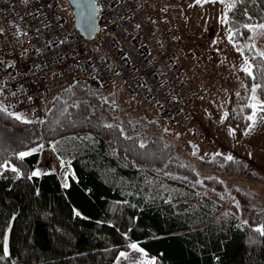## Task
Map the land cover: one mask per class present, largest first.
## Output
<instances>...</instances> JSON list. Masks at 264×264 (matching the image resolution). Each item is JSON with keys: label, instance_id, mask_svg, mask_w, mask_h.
I'll return each instance as SVG.
<instances>
[{"label": "trees", "instance_id": "obj_1", "mask_svg": "<svg viewBox=\"0 0 264 264\" xmlns=\"http://www.w3.org/2000/svg\"><path fill=\"white\" fill-rule=\"evenodd\" d=\"M224 1L231 39L250 41L243 54L255 77L242 69L241 85L223 87L225 122L242 138L257 84L264 101V57L252 43L264 30V0ZM3 109L0 103V264H114L135 241L155 264H264V198L253 188L264 176L246 160L218 155L197 165L172 140L119 114L114 94L84 80L60 89L40 122ZM33 131L47 144L64 139L57 152L75 171L67 186L56 172L33 175L40 152L20 156L39 142L21 141ZM149 173L177 189L146 197L141 181ZM200 189L227 191L241 219L231 212L220 227L213 218L220 203L208 192L196 197Z\"/></svg>", "mask_w": 264, "mask_h": 264}, {"label": "built area", "instance_id": "obj_2", "mask_svg": "<svg viewBox=\"0 0 264 264\" xmlns=\"http://www.w3.org/2000/svg\"><path fill=\"white\" fill-rule=\"evenodd\" d=\"M95 1L99 30L88 39L62 16L60 0H0V103L27 112L49 78L77 70L87 81H118L161 116L192 124L196 96L211 86L198 84L209 73L202 55L186 46L182 1ZM232 72L215 79L227 91Z\"/></svg>", "mask_w": 264, "mask_h": 264}, {"label": "rangeland", "instance_id": "obj_3", "mask_svg": "<svg viewBox=\"0 0 264 264\" xmlns=\"http://www.w3.org/2000/svg\"><path fill=\"white\" fill-rule=\"evenodd\" d=\"M181 1L180 27L190 35L186 46L189 50L201 54L205 59V63L210 66H208L211 68L210 72L215 75L214 79H208L207 84L211 86V90L196 96L193 106L194 117L192 124L189 126H184L170 120L168 117L161 116L154 103L140 102L122 83L119 82L120 84L115 87V84L103 85L96 79L87 81L78 76L79 72L77 70L51 77L49 82L46 83V90L38 99L35 107L27 112L12 111L6 108L2 104L3 102L1 103L2 106L22 119L28 121L38 120L40 122L46 117L53 98L60 89L70 86L74 82L84 80L92 88L102 90L107 94H114L118 103L119 114L129 117L128 120L133 123L139 122L145 132H157L164 138L172 140L178 148V153L191 159L195 164L198 165V162L201 161L207 163L218 155H223L226 158L231 155L246 160L264 176V110L259 107L252 108L250 116L255 112V123L250 121L245 131L247 135L245 134L242 139H238L233 128L226 124L224 119V102L227 98V91L216 81H220L223 71L232 69L234 71L229 76L233 87L232 91L242 84L240 72L248 64L243 54V48L249 45L250 41L235 42L229 39L231 30L228 25L224 0L223 2L216 0L215 3H205L204 0H201L200 4H197L196 0ZM60 3L62 5V16L71 23L72 12L69 3L67 0H60ZM222 20L226 22L222 23ZM252 43L259 53L264 52V30L262 35ZM257 102L264 103V101L253 100L252 104ZM140 117H144L145 120L141 121ZM40 139L41 134L35 131L21 137L23 142L39 140L37 144L23 151V153L38 151L41 154L33 173L41 175L46 172H56L59 174L62 183L68 185V173H71L73 169L68 165V160L57 153L56 144H59L61 138L52 140L48 144ZM63 140L60 143L62 146L65 145ZM72 142L73 140L69 139L67 143L72 144ZM201 172H205V168ZM141 186L148 198H152L154 194L162 190L164 193L177 189L176 185L167 180L164 174H147L141 181ZM253 188L259 190L262 198H264V184L256 181ZM207 192L220 203V208L215 209L213 213V218L220 227H225L229 223L231 212L241 219L240 217L243 216L241 208L227 191L224 194H215L206 189H200L196 197ZM172 194L173 192L169 193V197ZM189 201L191 202V199ZM133 243L144 251L139 252L131 247L122 250L119 252L114 264H148L149 261L155 262V256L147 254L138 241L131 244ZM4 248L7 249L8 253V232L5 235ZM121 253H125L126 256H122Z\"/></svg>", "mask_w": 264, "mask_h": 264}, {"label": "water", "instance_id": "obj_4", "mask_svg": "<svg viewBox=\"0 0 264 264\" xmlns=\"http://www.w3.org/2000/svg\"><path fill=\"white\" fill-rule=\"evenodd\" d=\"M72 12V25L85 38H94L99 30V14L95 0H67Z\"/></svg>", "mask_w": 264, "mask_h": 264}, {"label": "snow or ice", "instance_id": "obj_5", "mask_svg": "<svg viewBox=\"0 0 264 264\" xmlns=\"http://www.w3.org/2000/svg\"><path fill=\"white\" fill-rule=\"evenodd\" d=\"M25 2H27V0H25ZM204 2H205V3H208V2L215 3L216 0H204ZM221 2H223V0H221ZM196 3H197V4H200V3H201V0H196ZM228 7L231 8L232 5L229 4ZM224 22H226V21H223V20H222V23H224ZM245 27H249V26H248V25H245ZM258 27H260L261 29H264V24L259 25ZM0 31H2V30H0ZM229 39L231 40V35L229 36ZM260 55H261V57H264V52H261ZM246 64H247V62H246ZM243 70H244L249 76H253L252 68H251V65H250V64H247V66H246ZM254 78H255V77L253 76V79H254ZM260 87H261V85H258V84H257V85H255V86L252 88V92H253L252 99H253L254 101L257 100V97H256V95H255L256 90H257L258 88H260ZM250 107H252L253 109H256L257 107H259V108H261V110H264V103L257 102V103L251 104ZM3 110H4V111H7V109H3ZM226 115H227V114L225 113V116H226ZM254 117H255V112H253V115H252V116H249L248 119L251 120V121H253V123H255ZM16 118H17V119H20L19 116H17ZM245 134L247 135V133H245ZM28 154H29V153H20V156L23 157V156H26V155H28ZM227 159H228V160H232L233 157H232L231 155H229V156L227 157ZM13 170L15 171V169H13ZM37 174H38V173H33V175H37ZM258 231L264 232V227L258 229ZM130 247H131L132 249L136 250V251H139V252H143V251H144L143 249L138 248L137 244H135V243L131 244ZM5 252L7 253V249H5ZM121 255H122V256H126L125 253H121ZM148 264H155V262H154V261H149Z\"/></svg>", "mask_w": 264, "mask_h": 264}, {"label": "crops", "instance_id": "obj_6", "mask_svg": "<svg viewBox=\"0 0 264 264\" xmlns=\"http://www.w3.org/2000/svg\"><path fill=\"white\" fill-rule=\"evenodd\" d=\"M209 65H207V63H206V71H207V73H209V75L207 76H200V78H199V80H198V84L201 86V88H205V86H207V85H209V84H207L208 83V79H210L211 77H210V75H212V73L210 72V70H211V68H209L208 67ZM73 72V71H72ZM78 72V71H77ZM68 73H71V72H68ZM78 76H80L81 77V75H80V73H79V75ZM82 78V77H81ZM51 78H49L47 81H46V83L47 82H49V80H50ZM83 79V78H82ZM117 84H120L119 82H117V83H115V87H116V85ZM220 86L223 88V86L220 84ZM204 92H205V90H204ZM203 92V93H204ZM207 92V91H206ZM209 92V91H208ZM140 101V100H139ZM141 102V101H140ZM193 117H194V115H193ZM225 119V118H224ZM227 124V123H226ZM221 126V125H220ZM245 136V135H244ZM243 136V137H244ZM237 137V136H236ZM242 137V138H243ZM238 138V137H237ZM242 138H238V139H242ZM58 153V152H57ZM41 155V154H40ZM58 155H60L59 153H58ZM40 160V159H39ZM69 163H68V165H70L71 167H72V169H73V171L71 172V173H68V179H69V177H70V175H74L75 176V171H74V168H73V166H72V164H71V162L70 161H68ZM58 174V173H57ZM58 176H59V174H58ZM60 177V176H59ZM61 180V179H60ZM61 183H62V181H61ZM69 184V183H68ZM62 185L63 186H67V185H64L63 183H62Z\"/></svg>", "mask_w": 264, "mask_h": 264}]
</instances>
